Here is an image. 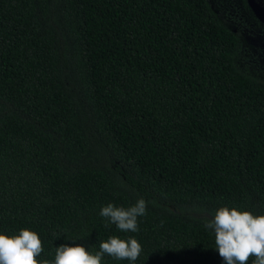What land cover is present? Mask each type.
Returning a JSON list of instances; mask_svg holds the SVG:
<instances>
[{
  "label": "trees",
  "instance_id": "1",
  "mask_svg": "<svg viewBox=\"0 0 264 264\" xmlns=\"http://www.w3.org/2000/svg\"><path fill=\"white\" fill-rule=\"evenodd\" d=\"M243 53L209 0H0V233L35 231L41 261L116 235L134 264H225L206 219L264 214V73ZM140 198L135 233L99 215Z\"/></svg>",
  "mask_w": 264,
  "mask_h": 264
},
{
  "label": "clouds",
  "instance_id": "2",
  "mask_svg": "<svg viewBox=\"0 0 264 264\" xmlns=\"http://www.w3.org/2000/svg\"><path fill=\"white\" fill-rule=\"evenodd\" d=\"M146 213L147 202L140 198L127 208L109 203L99 215L118 230L135 233L139 230L138 217ZM204 227L213 230L215 248L225 264H264V214L221 206L206 219ZM142 251L136 238L113 235L100 242L99 251H89L79 243L62 244L56 248L53 261H41L37 257L43 252V244L35 231L25 228L17 235L0 233V264H102L105 255L134 264Z\"/></svg>",
  "mask_w": 264,
  "mask_h": 264
},
{
  "label": "rangeland",
  "instance_id": "3",
  "mask_svg": "<svg viewBox=\"0 0 264 264\" xmlns=\"http://www.w3.org/2000/svg\"><path fill=\"white\" fill-rule=\"evenodd\" d=\"M218 16L243 40L242 64L264 73V23L245 0H209ZM261 74V73H260Z\"/></svg>",
  "mask_w": 264,
  "mask_h": 264
},
{
  "label": "water",
  "instance_id": "4",
  "mask_svg": "<svg viewBox=\"0 0 264 264\" xmlns=\"http://www.w3.org/2000/svg\"><path fill=\"white\" fill-rule=\"evenodd\" d=\"M250 8L254 12L255 16L264 23V12L262 11V8L257 4L254 3L253 0H247ZM256 7V8H255ZM263 16V17H262Z\"/></svg>",
  "mask_w": 264,
  "mask_h": 264
},
{
  "label": "flooded vegetation",
  "instance_id": "5",
  "mask_svg": "<svg viewBox=\"0 0 264 264\" xmlns=\"http://www.w3.org/2000/svg\"><path fill=\"white\" fill-rule=\"evenodd\" d=\"M247 0H245L246 2ZM254 3H257L261 8L262 11L264 12V0H253ZM256 8V7H255ZM263 17V16H262Z\"/></svg>",
  "mask_w": 264,
  "mask_h": 264
}]
</instances>
